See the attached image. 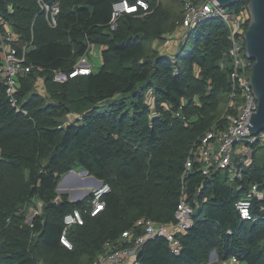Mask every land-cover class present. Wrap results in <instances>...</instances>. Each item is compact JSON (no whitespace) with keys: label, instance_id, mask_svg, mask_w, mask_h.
<instances>
[{"label":"trees","instance_id":"obj_1","mask_svg":"<svg viewBox=\"0 0 264 264\" xmlns=\"http://www.w3.org/2000/svg\"><path fill=\"white\" fill-rule=\"evenodd\" d=\"M39 1L58 5L55 27ZM118 1L0 0V34L10 27L11 45L28 48L23 64L30 68L16 77L15 107L0 80V264H94L106 244L128 247L143 235L138 221L174 223L181 198L193 222L175 234L180 251L155 236L140 246L138 264H264V143L246 144L249 165L236 155L209 174L197 161L186 170L190 151L233 114L225 23L212 17L183 31L184 0H141L148 13H123L111 29ZM175 33L180 41L172 40L171 52L156 46ZM94 48L98 69L68 77ZM54 71L67 80L54 81ZM77 168L110 188L96 216L88 210L91 195L70 201L56 191ZM253 187L261 197L251 195ZM248 196L251 220H244L236 203ZM74 210L83 223L66 230L67 248L64 217Z\"/></svg>","mask_w":264,"mask_h":264},{"label":"built area","instance_id":"obj_2","mask_svg":"<svg viewBox=\"0 0 264 264\" xmlns=\"http://www.w3.org/2000/svg\"><path fill=\"white\" fill-rule=\"evenodd\" d=\"M38 5L45 16L50 27H55V15L58 13L57 4H47L42 1ZM144 13H148V3L138 0L136 4L131 5L126 0H121L113 4L111 29L115 27V20L123 13H137L139 9ZM218 17L226 25L228 29L229 49L228 56L230 57V72L229 79L231 82L230 91L228 94V107L233 110V114L227 117L228 125L224 129H211L201 140L200 145L190 151L191 157L186 162V170L191 168L192 162L197 161L202 163L203 174H209L213 169H224L232 161L236 155L239 156L240 162L244 165L250 164V150L246 145L257 140L264 143V131L257 136L250 137L248 129L245 127L249 123L251 114L257 109V101L252 92L250 85V73L252 61L245 56L244 34L250 20V14L247 7H242L238 11L227 10L219 6L216 0H184L183 3V31L191 28L199 21L208 18ZM16 40V36L11 30H5V33L0 34V80L6 87V94L10 97V103L15 107L16 100V77L21 72H29L30 68L24 66V53L28 49L24 46L21 51H18L11 45ZM91 71V66L88 62V55H83L79 58L73 71L68 77H73L77 74H88ZM53 80L62 83L67 80V76L54 71ZM248 135V136H246ZM240 146V150H238ZM239 176L238 170L232 171L231 179ZM110 191L108 185L101 183L99 186L91 187L89 201V214L96 216L104 210L103 197ZM256 193V187L252 188L251 195ZM236 209L241 219L251 220V197H244L236 203ZM40 208L31 209L32 217L39 213ZM193 208L186 203L184 198H181L174 215V223L163 224L157 223L149 219H143L137 222L138 226L144 228V234L137 237L128 247L117 248L114 245L106 244L104 251L98 255L94 264H138L136 261L137 252L140 246L148 239L155 236H163L169 243L173 253L177 254L180 251L179 241L175 234H184L192 225ZM31 221V219H29ZM28 223V221H27ZM30 223V222H29ZM83 216L79 210H74L72 213L65 215V228L62 232L61 243L70 248L65 234L66 230L73 225H81ZM130 232H124L122 238L129 240ZM232 263L237 261L232 258Z\"/></svg>","mask_w":264,"mask_h":264},{"label":"water","instance_id":"obj_3","mask_svg":"<svg viewBox=\"0 0 264 264\" xmlns=\"http://www.w3.org/2000/svg\"><path fill=\"white\" fill-rule=\"evenodd\" d=\"M222 8H232L240 0H216ZM247 9L250 14V20L244 34L245 56L252 61L250 73V85L252 92L257 101V109L251 114L249 123L245 126L248 129L249 136L254 137L264 131V0H247ZM248 136V135H246ZM81 175H87L85 170L80 171ZM74 171L71 170L64 174L58 185L57 193L67 194L68 198L73 201H80L84 199L83 192L89 195L88 190L76 189V184L72 182L66 189H60L67 186L69 178L73 177ZM90 179V180H89ZM92 181L96 186L101 184V181L92 176H88V180L80 182L82 185H88ZM30 220H28V223ZM140 250L137 252L139 255ZM215 251H211L209 261L216 259Z\"/></svg>","mask_w":264,"mask_h":264},{"label":"rangeland","instance_id":"obj_4","mask_svg":"<svg viewBox=\"0 0 264 264\" xmlns=\"http://www.w3.org/2000/svg\"><path fill=\"white\" fill-rule=\"evenodd\" d=\"M225 9H227V10H230V8H225ZM172 36H174V38L173 39H171V40H176V42H178V41H180V40H178V34L177 33H175V34H173ZM175 42V45L177 44ZM156 46L159 48V47H161L160 46V44H158V43H156ZM164 46L165 45H163L162 46V48H164ZM174 47V45H170L167 49H166V51H168L169 52V50H170V52L172 51V49H174L173 48ZM161 48V49H162ZM90 60H91V62L93 63L92 65H93V67H94V70L95 69H98V67L100 66V58L98 57V56H90ZM37 90L39 91V92H43V90H42V80H38V83H37ZM70 118V117H69ZM238 147H240V146H238ZM74 171V175H73V181H74V183L77 185L76 186V189H78V190H88L89 192H90V190H91V187H93L91 184H89V183H91V181L88 183V186H84V185H82L80 182H82V181H85V180H88V177H87V175H81L80 174V171H79V169L77 168V169H74L73 170ZM90 180V179H89ZM60 189H62V188H60ZM32 218V213H31V209L29 210V213H28V216H27V221L29 220V219H31ZM210 263H215L216 261L214 260V261H209ZM243 264H245V263H243Z\"/></svg>","mask_w":264,"mask_h":264},{"label":"crops","instance_id":"obj_5","mask_svg":"<svg viewBox=\"0 0 264 264\" xmlns=\"http://www.w3.org/2000/svg\"><path fill=\"white\" fill-rule=\"evenodd\" d=\"M9 29H10V27H8V26L5 25V30H9ZM10 30H11V29H10ZM174 44H175V42L172 41L171 38H169V41L160 44L161 47H159V49H161L162 46L165 45L164 48H162V50H166L170 45H174ZM169 51H170V50H169ZM99 54H100V50H99V48H94V49L91 50V52H90V54H89V56H88V62H89V65L91 66L92 69H94V67H93V65H92L93 63H92L91 60H90V56H91V57H92V56H98V57H99ZM99 58H100V57H99ZM42 90H43V87H42ZM237 149L240 150L239 147H238ZM87 177H88V176H87ZM72 182H74V181H73V178L71 177V178H69V180H68V182H67V186H63L62 189L64 190V189H66L67 187H69V185H70ZM89 184H91L93 187H96L95 183L92 182V181H91V183H89ZM85 185H86V184H85ZM85 185H84V186H85ZM86 186H88V185H86ZM83 191H86V190H83ZM58 194H62V193H58ZM89 195H90V194H89ZM82 196L85 198V197H87L88 195H86L85 192H83ZM69 200H70V199H69ZM70 201H73V200H70ZM216 259H217V258H216ZM216 259H213L212 261H214V260L216 261ZM220 264H243V263H239V262L232 263L231 260H228V261H226V262H224V263H220Z\"/></svg>","mask_w":264,"mask_h":264},{"label":"bare ground","instance_id":"obj_6","mask_svg":"<svg viewBox=\"0 0 264 264\" xmlns=\"http://www.w3.org/2000/svg\"><path fill=\"white\" fill-rule=\"evenodd\" d=\"M64 185V184H63ZM63 185H62V187H63Z\"/></svg>","mask_w":264,"mask_h":264}]
</instances>
